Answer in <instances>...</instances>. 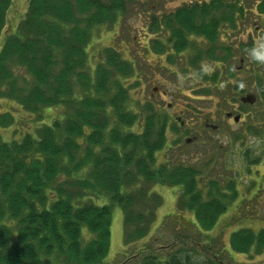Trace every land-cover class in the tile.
<instances>
[{"label": "trees", "instance_id": "trees-1", "mask_svg": "<svg viewBox=\"0 0 264 264\" xmlns=\"http://www.w3.org/2000/svg\"><path fill=\"white\" fill-rule=\"evenodd\" d=\"M13 1L0 0V34ZM133 1L27 0L22 17L4 35L0 96L40 118L44 109L59 107L61 114L20 140L0 134V264H107L114 206L122 211L124 245L115 264H223V256L227 264H241L220 235L211 238L213 250L202 243L228 201L237 197L233 178L212 171L204 177L205 169L173 162L177 153L167 144L169 116L151 101L128 107L129 90L119 75L135 78L138 70L118 48L102 50L94 77L87 68L94 30L113 25L125 14L126 2ZM194 18L187 5L161 24L151 16L152 32L159 25L169 32L166 40H154L152 49L167 51L174 63V54L190 49ZM9 119L10 113L1 112L0 127ZM154 184L179 187L176 209L192 214L188 225L173 212L151 231L162 203L151 190ZM177 228L187 233L170 231ZM159 241L164 244L158 250L151 248ZM164 245L172 247L165 255ZM227 245L256 255L264 250V228L233 230ZM129 248L134 253L128 254ZM200 253L205 259H194Z\"/></svg>", "mask_w": 264, "mask_h": 264}, {"label": "rangeland", "instance_id": "rangeland-1", "mask_svg": "<svg viewBox=\"0 0 264 264\" xmlns=\"http://www.w3.org/2000/svg\"><path fill=\"white\" fill-rule=\"evenodd\" d=\"M194 1L134 0L133 2H126L125 16L122 15L123 17H120L111 26L104 25L94 30L87 47V68L94 77L96 66L102 62L99 54L106 46H114L119 49L124 57H129L135 64V70H138V75L135 78L129 77L130 79H127L119 75L120 80L122 79L125 85L127 83L129 108L135 110L142 107L148 100L152 102V98L147 97L149 88L158 86L159 90L167 92L165 96H157V101L154 103L160 111H163L170 118L167 144L173 147L171 152L177 153V157L174 158L173 162L178 161L193 165L197 169H205L204 177H207L208 172L212 171L213 173L229 175L235 181L236 199L228 201L226 212L219 216L214 227L203 236L204 241L202 243L204 244L207 241L212 244L210 250H213L215 240L213 241L211 238L220 235L226 244L228 254L235 261H240L241 264H264V250L256 253V255L254 253L250 255L238 253L227 245L229 235L233 230L240 227L250 228L253 231L264 228V142L249 134L242 135L239 141H234L233 135L225 137L216 132L211 133L210 140H206V137H204L205 144L193 143L187 145L183 138L179 139L181 134H177V132H180L181 126L175 120L176 117L181 116L184 121L193 124L195 123V115L206 116L210 111H217L219 98L214 91L204 93L208 92L207 85L204 84L205 79H202L198 74V71L202 70L196 66L197 72L195 75L194 67H191L192 64L184 62L193 59L189 48L182 51L181 54H174L173 64L167 60V51L157 53L152 49L153 41L163 38L162 31L164 32V30L161 27L162 25H159V28L152 32L154 30L150 29V17L155 15L158 24H161L164 16H168L175 8ZM26 7L27 0H14L11 3L6 12V26L0 34V47L4 41V35L12 27H15ZM204 56L206 55L202 57ZM205 59L201 64L204 70L216 69L217 65L212 68V64ZM168 104L171 107H168ZM1 112L10 113L9 125L0 127L2 139L20 140L25 133H34L35 129L42 126L43 123H50L53 118L58 117L61 114V109L59 107L44 109L42 112L43 117L40 118L15 100L1 95ZM214 122L220 125L222 120L218 117V120ZM202 131L204 132L203 129ZM201 134L205 136L204 133ZM178 139L179 142L176 144L175 142ZM165 154V150L157 154L159 162L164 160ZM255 158H259L258 162L252 165L253 163H250V161ZM226 169L229 170L226 172ZM151 190L160 195L162 199L161 205L156 210L151 231L165 215L173 212L177 214V219L184 225H188V221L193 220L192 214L188 211L179 212L176 209L179 187L154 184ZM176 225H174L175 228ZM170 231L178 234L179 232L187 233L186 230L178 228L177 230L170 229ZM83 232L88 233L85 228H83ZM146 239L147 237L143 239L142 244H145ZM211 240L212 242H210ZM162 244L164 243L161 241L156 242L151 245V248L156 247L158 250ZM178 244L179 242H177ZM167 247V245H164L162 248L164 249L163 255L172 250V247ZM134 251L135 248H129L128 254L134 253ZM216 251H219V249H216ZM119 254H124L123 216L120 207L114 206L110 225V244L104 263L113 264ZM205 257L206 255L200 253L195 254L194 259L203 260ZM223 261V264H227L224 256Z\"/></svg>", "mask_w": 264, "mask_h": 264}, {"label": "flooded vegetation", "instance_id": "flooded-vegetation-1", "mask_svg": "<svg viewBox=\"0 0 264 264\" xmlns=\"http://www.w3.org/2000/svg\"><path fill=\"white\" fill-rule=\"evenodd\" d=\"M186 5L195 15L193 31L188 36L193 58L191 67H194L195 75L196 66L205 73L206 94L216 92L219 103L217 111H210L206 116L195 115L196 124L176 117L181 126V139L187 145L205 144L204 137L210 140L211 133L216 132L225 137L233 135L234 141L249 134L264 142V63L256 62L247 52L257 41L264 39V0H195ZM202 23L204 32L200 31ZM161 27L164 30L161 40H166L169 32L164 25ZM204 59L212 64V68L217 65L216 69L204 70L201 66ZM148 92L147 97H151L153 103L157 96L167 94L158 86L149 88ZM218 117L222 120L220 125L214 122ZM258 159H252L250 163L255 165Z\"/></svg>", "mask_w": 264, "mask_h": 264}, {"label": "clouds", "instance_id": "clouds-1", "mask_svg": "<svg viewBox=\"0 0 264 264\" xmlns=\"http://www.w3.org/2000/svg\"><path fill=\"white\" fill-rule=\"evenodd\" d=\"M249 56L258 63H264V39L247 49Z\"/></svg>", "mask_w": 264, "mask_h": 264}, {"label": "water", "instance_id": "water-1", "mask_svg": "<svg viewBox=\"0 0 264 264\" xmlns=\"http://www.w3.org/2000/svg\"><path fill=\"white\" fill-rule=\"evenodd\" d=\"M190 139L188 138L187 141H189Z\"/></svg>", "mask_w": 264, "mask_h": 264}]
</instances>
